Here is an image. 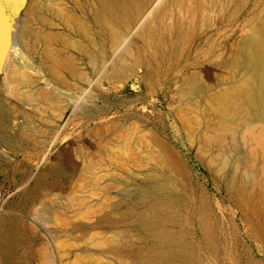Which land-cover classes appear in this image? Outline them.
Masks as SVG:
<instances>
[{
    "label": "rangeland",
    "instance_id": "rangeland-1",
    "mask_svg": "<svg viewBox=\"0 0 264 264\" xmlns=\"http://www.w3.org/2000/svg\"><path fill=\"white\" fill-rule=\"evenodd\" d=\"M263 31L264 0H26L0 75L24 264H264V144L210 97Z\"/></svg>",
    "mask_w": 264,
    "mask_h": 264
},
{
    "label": "bare ground",
    "instance_id": "bare-ground-1",
    "mask_svg": "<svg viewBox=\"0 0 264 264\" xmlns=\"http://www.w3.org/2000/svg\"><path fill=\"white\" fill-rule=\"evenodd\" d=\"M30 15H33V16L35 15V13L33 11H31V9H30ZM23 18H25V17H23ZM78 24H79L78 27H80V28L83 27L82 24H80V23H78ZM114 29L112 28V30H114ZM145 29H146V25L143 24L141 27V30L143 31ZM116 30L117 29H115V33H113L115 36L117 35ZM222 36L223 37H220L221 40L219 39L221 42L219 41L220 44L218 46V47H220L219 49L222 50L221 52H223L225 50V48H226L225 42L227 40H229V38L232 36V33H230V34L227 33L226 35H222ZM118 39H120V38H118ZM14 40L16 41V39H14ZM219 42H217V43H219ZM16 43L17 42H15V44ZM45 46H46V44H45ZM75 46H77V44ZM47 47H49V46H47ZM210 48H213V50H211V51L213 52L214 55H216V56L221 55V53L220 54L216 53L218 51L217 48H214L213 46ZM240 51H241V57H239L240 58L239 62L243 61L245 64L244 65L245 68L243 69V71H240L241 72L240 74L237 71V72H233L232 75H231V73H232L231 72L229 74L231 76H229V77L227 76L228 77V80L226 82L227 86L224 88H221L216 93H213V94H215V95L212 94L213 97L210 96L211 100L214 104V105L213 104H211V105H212V107L214 106L213 108L215 109L216 114L219 116V119L221 121L222 126L223 125L226 126L228 122L231 123L232 121L236 122V123L244 122L245 124L248 125L249 128L252 129V133H253L254 137L256 138V140L258 142L264 144V31L262 33V39H259L256 36L246 38L241 44ZM16 52L18 53V50H16L14 52V54ZM24 53H25V51H24ZM19 55H20V53H19ZM46 55H47V53H46ZM15 56H14V58H15ZM17 57L18 56H16V58ZM8 58H9V56H8ZM117 58H119V56H117ZM10 61H13V60H9L6 63V68L4 69L5 70L4 78H6V80L11 83L13 80V77L15 75L16 69H15V62H10ZM51 61H52V59H51ZM61 63L62 62L59 59L55 58L53 60V64H55V65L60 64V66H62ZM49 68H51V67L49 66ZM65 69H66V67H65ZM20 70L22 71V69H20ZM22 76H24V73L22 74ZM227 77H226V79H227ZM25 78H26V76H25ZM24 80L26 81L27 79H23V81ZM225 81L226 80H224V82ZM26 82H28V81H26ZM200 87H201V83L198 82L196 78H194L188 84L187 91L193 97L195 94H197L199 89H202V87L201 88ZM201 92H199V94ZM37 94L40 95V93H37ZM37 94H35V95H37ZM35 97H37V96H35ZM41 97H42V94H41ZM41 97L38 96L37 98L40 99ZM211 110H213V109H211ZM227 126L224 127V129L227 128L228 132L234 136L236 134V130L231 128L230 126L229 127H227ZM221 128L223 129V127H221ZM226 133H227V131H226ZM5 199H6V197L4 198V200ZM4 200L2 202V207L4 204ZM15 233H17V232H15ZM17 234L12 236L13 246H12L11 251H10L11 252L10 257L15 262V264H24L29 258H31V256L29 254L31 253V251L33 249L30 248L31 246L29 245V242H27L24 238L22 239V235L17 236ZM19 239H20V242H19ZM23 242L25 245H27L26 247H28L27 249L30 252L29 254L26 253V248H23ZM20 243H21V246L19 248L18 244H20ZM32 257H34V255H32Z\"/></svg>",
    "mask_w": 264,
    "mask_h": 264
},
{
    "label": "crops",
    "instance_id": "crops-1",
    "mask_svg": "<svg viewBox=\"0 0 264 264\" xmlns=\"http://www.w3.org/2000/svg\"><path fill=\"white\" fill-rule=\"evenodd\" d=\"M3 208L4 211H0V264H15L10 257V251L13 246L12 236L17 233V236H21L20 230L22 224L25 223V216L22 213V209L11 206L8 199H6ZM20 246L21 243L18 244L19 248Z\"/></svg>",
    "mask_w": 264,
    "mask_h": 264
},
{
    "label": "water",
    "instance_id": "water-1",
    "mask_svg": "<svg viewBox=\"0 0 264 264\" xmlns=\"http://www.w3.org/2000/svg\"><path fill=\"white\" fill-rule=\"evenodd\" d=\"M26 0H0V75L13 43L16 19L22 13Z\"/></svg>",
    "mask_w": 264,
    "mask_h": 264
},
{
    "label": "built area",
    "instance_id": "built-area-1",
    "mask_svg": "<svg viewBox=\"0 0 264 264\" xmlns=\"http://www.w3.org/2000/svg\"><path fill=\"white\" fill-rule=\"evenodd\" d=\"M5 189H4V187L3 186H0V210H1V208H2V202H3V200H4V198H5Z\"/></svg>",
    "mask_w": 264,
    "mask_h": 264
}]
</instances>
